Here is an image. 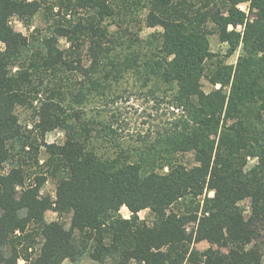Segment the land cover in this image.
Here are the masks:
<instances>
[{
  "label": "trees",
  "instance_id": "1",
  "mask_svg": "<svg viewBox=\"0 0 264 264\" xmlns=\"http://www.w3.org/2000/svg\"><path fill=\"white\" fill-rule=\"evenodd\" d=\"M201 1L0 0V264H264V0ZM56 6L45 34L35 28L25 37L8 25L16 16L27 26L42 8L52 18ZM142 9L161 29L145 43L134 39L147 52L107 57L102 22H135ZM204 19L229 54L239 51L234 66L215 60L208 81L219 88L209 92L201 85L212 58ZM81 50L91 52L86 71ZM104 59L107 75L87 78ZM44 69L62 76L47 79L37 107L32 78ZM72 69L90 85L76 88ZM128 71L140 87L152 84L162 122L135 128L113 100L96 119L84 117L104 80ZM19 106L32 110L34 130L20 124ZM59 130L63 138L45 141ZM48 179L54 200L39 193ZM52 209L56 221L47 223ZM201 242L204 251L190 248Z\"/></svg>",
  "mask_w": 264,
  "mask_h": 264
},
{
  "label": "rangeland",
  "instance_id": "2",
  "mask_svg": "<svg viewBox=\"0 0 264 264\" xmlns=\"http://www.w3.org/2000/svg\"><path fill=\"white\" fill-rule=\"evenodd\" d=\"M27 1H31V0H27ZM51 1L53 2L54 0ZM207 2L208 0L201 1L199 5L207 4ZM239 8L241 10L246 11V6L244 4L240 5ZM133 9H134V5H130V4L128 5V8L123 7L122 11L120 10L119 17L122 18L123 20L124 19L128 20L129 10H133ZM53 12L54 15L51 18V15L50 16L48 14L45 15L44 8L39 9V11L33 16V18L31 19L30 23L27 26H25V23L22 20H20L18 17L13 16L11 19H9L8 25L13 32L18 33L25 37H28V35H30L29 33L31 31H34L35 28L41 30L42 34H45L48 32L52 22L58 18L57 6L55 7ZM147 13L148 11L146 9H142V11L140 12V16H137L135 18L136 23L126 22V21L122 22L121 20H117V18L114 20L106 19L105 21L102 22V26L106 27L107 30L105 38L102 39L103 40L102 42L106 43L104 47H108L105 51L106 53H108L107 57L113 59L114 61H117L118 59L119 60L123 59L124 55L127 52L130 53L133 50L139 51L141 53L147 52V49L145 48V44H143L142 42L144 41L145 43V41L149 38L150 34L161 30L160 27H149L147 25L145 19ZM66 18L69 19L68 16H66ZM204 20L205 21L202 25L208 37L209 49L212 54V58L205 62V76L201 80V85L204 92H209L214 88H219V85L213 87L208 81V77L210 76V72L212 71V67L215 60L221 59L223 60L225 65L234 66L237 61V56L239 51L237 50L233 54H229L227 52L228 46L225 43H221L219 41L213 25L207 22V19ZM238 30H240V27L238 28ZM131 33H133V35H129ZM134 39H138V41H142V42H137ZM127 45L130 47V49H126ZM57 47L60 50H65L69 47V43L66 42V39L59 38L57 41ZM3 48H4V44L0 43V52L3 51ZM138 48L141 49L138 50ZM85 51L86 50L84 51L81 50L82 54L80 55L81 59L79 63L80 67H82L84 71L88 70L91 67V63H92V58L90 57L91 52L86 53ZM105 62H107L108 64L105 65ZM102 64L105 65L103 70L99 69V71H96L95 74L89 72L88 74L91 73L90 75L91 77H87V78H94V77L104 78L107 75L106 71H110L109 67L111 65L109 60L106 59H104V62ZM21 69L22 68L19 65L18 67L14 68L13 71L16 70L20 71ZM53 73H56V76L57 75L62 76L60 72H56V71L50 72L48 71V69L46 70L44 69L43 71H40L39 74L33 76L32 90L35 91V93L38 92V94L34 95L35 97H37L35 100L29 97L30 102H33V106L36 105L37 107H39L41 105L40 104L41 100L44 99L43 87L46 86L47 83L51 84V82L47 81V79H55V77L52 75ZM66 75L70 77L71 80L77 83L76 88L81 87V85L85 87H88L90 85V82L86 80L83 71H81L80 69L77 70L72 69L66 71ZM110 80H111L110 77L109 80L107 79L104 80L103 95L98 97H92V99L87 100L85 102V106L81 107L85 114L84 117L87 116L90 119L92 118L96 119L97 116L102 115L101 110L106 111V108L102 109L103 108L102 106L104 104L107 103L110 106L111 104L110 102L117 101V103H119L120 106V110H121L120 112L121 113L127 112L125 115H123V117L126 116V118L135 121V123H131V126H134L135 128L141 129L142 127H144L146 129L147 128L150 129L152 126H157L160 122H162L161 118L159 117H160L161 107L163 105H160L159 103H161V101L159 99L156 100V97L152 96L154 94L150 93L152 84H148L146 87L143 88L140 87L139 86L140 83L136 81L135 74L132 73L131 71L126 72L123 75L122 79L119 80L118 82L109 83ZM38 99H40V102L38 101ZM37 101L38 103L36 104ZM120 101H122V103ZM125 101H127L126 104ZM127 105H131L136 109L135 110H129L128 108L124 109L123 107ZM31 111L32 110L29 109L27 106L26 107L19 106L17 109V114L19 115L20 124L22 126L28 125V127L30 125L31 126L30 130L33 129L32 128L33 123L36 122V120L32 118V114L30 113ZM142 122H146V123H142ZM59 131L60 132H57V134L56 133L47 134L45 137V141L47 143H51L53 139L56 137L63 138V132L61 130ZM41 157H43L42 154ZM34 166L35 165H30L29 167L27 166L26 168L28 169L26 172L28 173L33 172ZM166 171L167 169H164V172ZM39 193L41 196H49L52 200H54L55 199L54 182L48 179L41 186ZM212 195L213 193L210 192L208 194V197H212ZM247 205L248 203L246 201L241 203L242 207L246 208ZM120 213L125 219L129 217L128 211L124 207H122ZM146 216H147V211L145 210L141 211L138 214L140 220L145 219ZM45 220L47 223L56 221V213L53 211V209L45 213ZM27 233L31 234V226H29ZM35 239L38 240V237H35ZM262 240L264 242V239ZM207 247L208 245L205 242H201L198 244H191L190 246V248L194 249L197 252H202L205 249H207ZM18 264H23V261L20 260ZM61 264H72V263L69 261H63ZM83 264H90L89 260L85 259L83 261ZM91 264H95V263H91ZM130 264H133V262Z\"/></svg>",
  "mask_w": 264,
  "mask_h": 264
}]
</instances>
